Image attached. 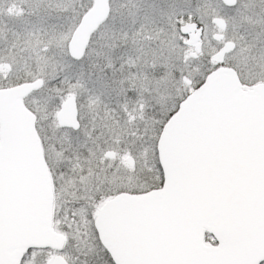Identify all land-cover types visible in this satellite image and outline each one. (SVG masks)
<instances>
[{"label": "snow or ice", "instance_id": "6c2138e0", "mask_svg": "<svg viewBox=\"0 0 264 264\" xmlns=\"http://www.w3.org/2000/svg\"><path fill=\"white\" fill-rule=\"evenodd\" d=\"M0 264H264V0H0Z\"/></svg>", "mask_w": 264, "mask_h": 264}]
</instances>
